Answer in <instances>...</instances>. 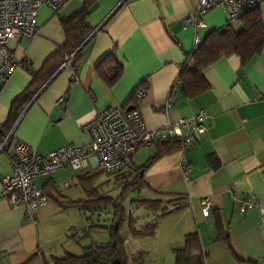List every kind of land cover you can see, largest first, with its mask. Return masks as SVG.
Masks as SVG:
<instances>
[{"label":"crops","instance_id":"1","mask_svg":"<svg viewBox=\"0 0 264 264\" xmlns=\"http://www.w3.org/2000/svg\"><path fill=\"white\" fill-rule=\"evenodd\" d=\"M85 1L69 0L58 14L40 7L38 34L30 40L17 38L8 43L13 58L22 66L12 72L0 91V131L10 133L9 148L0 153V186L1 178L10 171L8 157L15 143L41 154L67 143L87 147L90 137L82 126L109 107H135L150 130L163 129L204 109L206 130L196 135L185 151L189 164L186 181L179 168V149L146 164L157 149L155 145L141 147L132 156L129 169L121 170L143 167L144 185L138 198L180 196L189 201L182 209L159 218L151 236L138 238L133 244L126 236L122 238L124 246L130 243L127 254L140 264H174L172 250L182 246L185 234L196 232L204 264H264V218L257 205L239 211L243 198L264 206V49L246 65H241L235 54L215 60L202 71L207 89L200 94L185 96L176 81L195 35L205 37L224 29L223 8L209 9L204 17L207 28L198 30L184 25L198 0H91L85 23L92 32L73 66L57 69L20 105L10 128L3 127L12 102L31 82L32 72H39L64 44L61 20L79 13ZM257 11L264 23V0ZM232 26L240 29L241 23ZM114 61L121 63L122 69L111 81L104 75L110 74ZM139 90H143L140 97ZM60 97H64L63 103L57 102ZM211 159L216 161L215 167ZM99 173L90 163L82 171L62 168L33 181L40 189L47 185L76 201L84 197L75 198L68 193L70 186L63 191L60 185L71 180L79 186L80 175ZM205 197L211 203L207 217L201 214ZM134 206L138 215L132 227L135 230L154 222L158 215ZM68 208L72 207L49 200L35 212L32 224L26 221L22 206L9 205L0 193V264H52L51 257L81 255L83 250L68 248L53 253V244L44 232L47 221L57 219ZM215 214L227 243L217 240ZM71 228L70 235L76 229L70 226L68 230Z\"/></svg>","mask_w":264,"mask_h":264},{"label":"built area","instance_id":"2","mask_svg":"<svg viewBox=\"0 0 264 264\" xmlns=\"http://www.w3.org/2000/svg\"><path fill=\"white\" fill-rule=\"evenodd\" d=\"M69 0H0V91L7 83L12 72L19 66L10 53L8 43L12 39L30 40L38 34L36 23L37 10L45 6L53 14H58ZM261 0H198L192 16L185 17L184 25L204 30L207 23L205 15L212 7L223 8L226 16L224 28L234 25L248 11L258 8ZM203 42V36L196 34L190 52L196 50ZM73 52L61 64L72 67ZM143 90L137 92L140 97ZM58 103L64 102L60 97ZM170 105L168 101L167 106ZM207 113L200 109L197 113L180 118L176 123L163 129H147L138 109L123 112L120 107H109L98 112L90 121L82 126V131L90 137L87 147L67 143L47 153L41 154L23 143H15L13 153L8 157L10 171L1 178L0 193L11 206H22L26 221L34 224L35 212L49 202V198L38 188L33 179L53 174L62 168L82 171L90 163L101 173L112 174L128 168L134 153L141 147H151L168 139L179 140V168L184 180L188 179L189 164L185 157L186 149L194 142L195 136L206 130L204 124ZM10 133L0 143V153L9 148ZM71 180L64 183V188L71 186ZM187 199L181 203L170 204L167 211H174L187 206ZM210 200H201V214L207 217L210 212ZM257 205L264 218V206L254 199L239 200V211L246 206ZM135 207L131 209L133 213ZM76 237L79 233L75 234ZM126 240H123V244ZM131 259L129 258V261ZM262 264V263H260Z\"/></svg>","mask_w":264,"mask_h":264},{"label":"trees","instance_id":"3","mask_svg":"<svg viewBox=\"0 0 264 264\" xmlns=\"http://www.w3.org/2000/svg\"><path fill=\"white\" fill-rule=\"evenodd\" d=\"M91 0H86L83 9L68 19L61 20V26L65 35L64 44L59 47L43 64L39 72H32V79L28 87L12 102L8 114L6 123L3 127L9 129L10 126L16 121L18 113L20 111V105L25 104L37 91L42 88L51 75L58 69L61 62L69 54L75 51L80 43L88 36L91 29L86 25L85 18L88 13V5ZM240 29H235L233 26H229L219 31L209 32L203 37L202 44L194 51L187 54L185 61L180 67L177 74L176 81L179 82L183 94L185 96H194L202 93L207 89V85L202 82V71L215 60L235 54L240 58L241 65H246L254 57L259 55L264 49V23L261 21V17L257 9L246 12L240 19ZM79 50L73 54L74 60L78 58ZM115 64L111 68L109 75H104L108 80L114 81L121 73L122 65L119 62L114 61ZM22 66V64H21ZM38 80V83L36 82ZM35 83V84H34ZM34 84V86H33ZM135 108V107H134ZM120 109L125 112L123 107ZM8 131H0V143L4 140ZM10 140V137L8 141ZM156 153L148 159L146 164H149L157 157L171 153L179 149L178 139H168L155 144ZM213 167L216 166V161L211 159L210 161ZM144 164V166L146 165ZM143 168V167H141ZM141 168H137L134 171H120L117 173L107 174L113 175L114 180L121 185L122 194L116 198H111L103 193L99 192V188L96 185L95 176L88 177L86 175H80L78 177L79 187L82 189L84 198L81 200H69L62 196L56 190L45 185L41 188V191L46 195L49 200L55 201L58 205L63 207H75L80 212L84 210H99L101 207L110 205L112 207V218L109 226L92 224V222L86 226L84 232L74 230L70 239L77 242L86 237L85 234L89 233L88 229L92 227L104 228L110 233V241L105 244H97L92 242L86 247H82L83 253L81 255H74L65 253L61 257H51L52 264H140L136 261H129V255L125 251L123 239L119 236L118 228L123 222L127 223V226L134 234L137 235H151L157 224V220L162 216L173 212L167 211L170 204L181 203L183 197L180 196H164L160 199H141L137 198L133 200V204L140 206L143 209L158 213L154 222L142 226L140 229L135 230L132 227L135 225L136 218L130 213L127 216L121 204L122 197L128 191L139 192L140 188L144 185L142 174L140 175ZM129 169V168H128ZM135 207V206H134ZM179 209H182L179 208ZM136 210V209H135ZM100 216L99 214H97ZM88 221L90 218L85 216ZM117 224L114 229V224ZM214 225L217 228L219 237L217 240L227 243V240L222 233V226L219 217L214 215ZM79 233L76 237L75 234ZM174 264H204L202 254L199 248V239L196 232L187 233L184 236L181 247L174 248L172 250Z\"/></svg>","mask_w":264,"mask_h":264},{"label":"rangeland","instance_id":"4","mask_svg":"<svg viewBox=\"0 0 264 264\" xmlns=\"http://www.w3.org/2000/svg\"><path fill=\"white\" fill-rule=\"evenodd\" d=\"M95 182L96 185L99 188V192L103 193L111 198H116L120 194H122L121 185L119 183H116L114 180L113 175H107L104 173H99L97 176H95ZM61 190L66 191L67 188H64V183L61 185ZM70 193L75 198H82L84 197V194L82 192V189L79 186H76L74 184H71L69 187ZM121 200L122 207L124 209L125 214L128 216L130 213V210L134 207L133 200L138 198L137 192L134 191H128L123 195ZM137 207H135L136 209ZM132 213L135 218L138 217L137 213ZM62 214L59 215V217H53L50 218L47 223L46 227L44 229L45 234H47L48 239H50L52 246L55 250H52L53 253H60L63 248H68L72 251L80 252L82 250V247L88 246V244L95 242L97 244H105L110 241V233L108 230L104 228H98V227H92L88 229V232L86 237L80 239L78 242L76 240L70 239V232L72 231V228L68 230L70 226L75 227L74 229L79 231V233L84 232L86 230L87 224L89 225L91 222L92 224H99L104 225L105 227L109 226L112 218V207L110 205H107L105 208L101 207L99 210H84V212H79L78 208H68L67 210L61 211ZM99 214L100 216H98ZM85 216L87 218H90V220H86ZM55 224H59V226L55 227ZM61 225V226H60ZM119 236L122 238H127V240L130 241L131 244L134 243V241L138 238L142 237H149L151 235H137L134 234L130 228L127 226L126 222H123L120 227L118 228ZM125 245V251L127 252V247L130 245ZM79 248V249H78ZM127 248V249H126ZM49 257V255H48Z\"/></svg>","mask_w":264,"mask_h":264},{"label":"water","instance_id":"5","mask_svg":"<svg viewBox=\"0 0 264 264\" xmlns=\"http://www.w3.org/2000/svg\"><path fill=\"white\" fill-rule=\"evenodd\" d=\"M92 32V31H91ZM91 32L88 34V36L80 43V45L75 49V51L73 52V54L75 53V52H77L82 46H83V44L88 40V38L90 37V35H91ZM61 67H63V66H60L58 69H60ZM53 76V75H52ZM51 76V77H52ZM50 80V78L46 81V82H48ZM131 109H133L132 107H128L127 109H126V111H129V110H131ZM140 175H141V172H140ZM116 227H117V224L115 223L114 224V229H116Z\"/></svg>","mask_w":264,"mask_h":264}]
</instances>
